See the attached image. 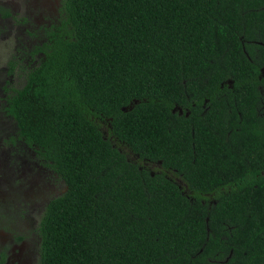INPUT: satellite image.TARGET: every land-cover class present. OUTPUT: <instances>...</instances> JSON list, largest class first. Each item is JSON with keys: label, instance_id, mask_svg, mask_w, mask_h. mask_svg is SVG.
<instances>
[{"label": "trees", "instance_id": "obj_1", "mask_svg": "<svg viewBox=\"0 0 264 264\" xmlns=\"http://www.w3.org/2000/svg\"><path fill=\"white\" fill-rule=\"evenodd\" d=\"M60 10L6 106L8 142L33 148L64 183L40 214L38 264H264V177L253 187L246 158L264 148V0H63ZM186 93L219 115L173 113Z\"/></svg>", "mask_w": 264, "mask_h": 264}, {"label": "flooded vegetation", "instance_id": "obj_2", "mask_svg": "<svg viewBox=\"0 0 264 264\" xmlns=\"http://www.w3.org/2000/svg\"><path fill=\"white\" fill-rule=\"evenodd\" d=\"M63 0H0V39H8L14 36L13 46H10V57L7 58L6 63L0 69V160L1 157L6 164H1L8 173V179L0 177V264H38L39 255V242L40 237L38 233V224L40 214L46 202L51 198L44 195L41 198L40 207L36 210L37 216L35 221H30V227L28 229V207L16 209L13 206L12 201L16 198H22L28 196L26 188L28 187V181L31 176L34 175L37 180V186L35 193L37 196L43 192L40 189L42 183L39 181L42 178V173L48 177L53 178L64 186L63 181L56 178L51 169H48L40 164V158L36 156L35 150L30 146H26L22 140L11 144L8 142V137L15 133L16 123L14 118L8 113L6 109L8 94L12 89H16L24 81L23 68L28 66V62H31V66L36 65L38 58L42 55L41 52H33L38 44H42L45 40V30L55 24L60 17V8ZM31 8V9H30ZM52 8V9H50ZM36 13L38 15L28 16L30 13ZM261 78H264V67L260 69ZM7 76H10L8 79ZM16 77V81H13L12 77ZM16 82V85H14ZM226 88H233L230 83H220V91L217 92V96H226V92L222 91ZM260 95L264 96V86L257 85ZM261 105L255 107L257 114L260 118H264V100L261 99ZM229 107V106H228ZM235 113L240 120V112L235 109ZM173 113L178 115L184 114L185 116H191L195 118L201 117V119L207 120L210 116L216 118L219 115L220 107L215 105L214 102L209 101L207 98H203L201 101L196 102L190 93H186L184 98L181 99L180 104H174L171 108ZM230 112V109L228 110ZM208 112V116L205 115ZM8 124L7 128L3 124ZM237 130V128L235 127ZM8 130V131H7ZM102 132L108 136V132L104 126L101 128ZM2 134V135H1ZM226 141L232 142V136L230 131H227ZM109 139L113 141V136ZM236 144L244 146V137L241 139L233 137ZM264 140V138H263ZM1 143L4 148L1 147ZM123 144V143H122ZM264 144V142H263ZM126 156L140 162L142 165L150 171L162 173L165 177L172 180L179 188H184L187 183L184 181L182 175L177 173L174 169L163 167L161 161H151L147 158H140L137 154H134L128 147L124 146ZM240 148V147H239ZM239 156L246 154L241 153V149L232 151ZM249 156L246 155L248 162L255 165V179L252 183L253 187L257 186V183L261 181V177H264V148H256L251 151ZM12 157V162H9L8 158ZM29 156L36 157L37 161L34 164H30ZM9 162V163H8ZM243 160H237L231 165L234 171H239ZM141 165H139L140 167ZM43 175V176H44ZM45 177V176H44ZM13 181V185H5L8 180ZM235 183H225L221 187H232ZM4 185L7 188H3ZM27 185V186H26ZM1 187L6 190L3 192ZM59 192V191H58ZM185 191H183L184 193ZM192 195V194H186ZM189 197V196H188ZM193 197H189L193 199ZM204 199L200 198L202 203H214L215 200L211 196L205 194ZM10 199V201L8 200ZM256 219L264 222V214L260 215ZM19 221L25 222L27 226L23 228ZM240 222L238 221V226Z\"/></svg>", "mask_w": 264, "mask_h": 264}, {"label": "rangeland", "instance_id": "obj_3", "mask_svg": "<svg viewBox=\"0 0 264 264\" xmlns=\"http://www.w3.org/2000/svg\"><path fill=\"white\" fill-rule=\"evenodd\" d=\"M50 9H52V8H50ZM32 15L35 16L38 14L35 11L34 13L33 12L30 13L28 16H32ZM14 39H15L14 36H11L8 39H0V69L6 63L7 58L10 57L9 53H7V52L10 51V49H11L10 46L11 45L13 46ZM7 78L9 79L10 76H7ZM12 79H13V81H16L15 76H13ZM14 83H15L14 85H16V82H14ZM3 125L6 126V128L8 126V124L5 125V123ZM3 145H6V144L1 143L2 148L5 147V146L3 147ZM32 157H34V156H29L28 160ZM8 160H9V162H12V157L10 156L8 158ZM6 161H3V158L1 157L0 163L2 165L6 164L5 163ZM30 161H31V162H29L30 164H34L37 161V159H36V157H34V158L30 159ZM2 165H0V177L5 180V179H8V177H7L8 173H6V170L3 168ZM43 175L44 174L42 173V175L40 177L42 179L39 180L42 183L39 190H41L43 192L39 193V196H37V192L35 193L36 186L38 183L37 180L39 178H35L34 171H33V175L31 176L30 180L28 181L29 183L27 184L28 187L25 190L26 192H28V196H25L22 198H16L15 201H14V199L12 201V204H13V206L16 207V209L28 207L27 208L28 209V220H27L28 229L31 226L30 221H35V218H36L35 216H37L36 210L40 207V202L42 200L41 198H43L44 195L47 196V194H48V196H50L51 193L52 194H58V191H60L63 187L61 184H59V182L55 181L53 178H51V177L46 178L47 176L44 175L45 176L44 177ZM5 185H7V186L13 185V181L9 179L8 182L5 183ZM5 185L3 188H7ZM3 188L1 187V190L3 192H6V190H4ZM8 200L10 201V199H8ZM19 223L23 228H25V226H27L26 221L25 222L19 221Z\"/></svg>", "mask_w": 264, "mask_h": 264}]
</instances>
